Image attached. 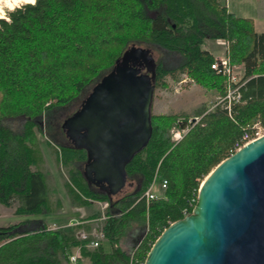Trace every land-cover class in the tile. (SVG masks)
Wrapping results in <instances>:
<instances>
[{
  "label": "trees",
  "instance_id": "trees-1",
  "mask_svg": "<svg viewBox=\"0 0 264 264\" xmlns=\"http://www.w3.org/2000/svg\"><path fill=\"white\" fill-rule=\"evenodd\" d=\"M7 14L12 23L0 19V201L17 200L16 213L30 217L0 226V264H71L76 248L78 261L86 257L90 264H144L161 232L192 211L211 170L254 124L264 125V32L222 0H37ZM207 38L227 40L230 64L245 68L242 97L231 113L222 104L198 110L199 120L175 143L170 129L181 115L152 111V136L126 166L135 187L115 196L88 184L87 152L62 128V117L74 112L66 110L132 44L166 50L157 60L156 88L185 73L201 87L225 92L226 76L202 48ZM42 141L69 174L70 182L63 180L71 204L88 208L82 219L100 217L92 202H108L102 226L108 250L102 242L89 245L91 234L77 238L78 225L52 229L41 217L62 205ZM155 174L168 184L162 197L147 202L143 194ZM84 225L91 231L94 222ZM132 226L147 229L133 252L122 244Z\"/></svg>",
  "mask_w": 264,
  "mask_h": 264
},
{
  "label": "water",
  "instance_id": "water-1",
  "mask_svg": "<svg viewBox=\"0 0 264 264\" xmlns=\"http://www.w3.org/2000/svg\"><path fill=\"white\" fill-rule=\"evenodd\" d=\"M156 68L150 48L130 45L62 122L87 152L88 184L111 195L126 186L127 164L152 136ZM144 264H264V134L211 170L192 211L161 232Z\"/></svg>",
  "mask_w": 264,
  "mask_h": 264
},
{
  "label": "rangeland",
  "instance_id": "rangeland-1",
  "mask_svg": "<svg viewBox=\"0 0 264 264\" xmlns=\"http://www.w3.org/2000/svg\"><path fill=\"white\" fill-rule=\"evenodd\" d=\"M218 41H219V44H217L214 40L207 38L206 39V45L207 46H216V49L218 50V51H216V53H220V51H221V55H217L216 57L222 56L223 53L228 55L227 52H228L229 42L227 40H223V39L218 40ZM151 51H152V54L155 57L156 61L159 60V58L160 59L164 58L166 55L165 54L166 50L164 48L159 47V46H155L154 48H152ZM168 63L172 64V62H170V61H167V64ZM173 63H175V62H173ZM170 64H168V65H170ZM234 67H236L235 70L239 73L238 77L239 76L241 77V81L246 80L245 79V68H244V66L240 65V66H234ZM167 82H168V86H166V87H164V86H159L157 88L155 87L154 98H153V103H152V111L153 112L155 111V113L158 111L167 112L166 114H170L172 112H177L178 114L181 115L178 119H181L182 121H185L184 115L189 116V118L186 120V121H189L190 118L193 117V114L197 113L198 110H200V109L211 110L210 108L213 107L215 102H217V100L220 97H223L226 94L227 88H228V78L227 77H226V81H225V88H226L225 92H219L218 90H215V89L210 90V89H206L204 87H201V86L197 85L185 73L180 75L179 80L176 81V80H172L170 78H167ZM94 83L89 85L86 93H84L82 95V97H80L76 102H74L70 106V108H68L66 110V114H69V113L75 111V109L80 105L83 98L91 90V87L93 86ZM187 83H191V84L189 86H185V84H187ZM195 116H197V115H195ZM65 118H66V116L62 117V122ZM177 123H178V120L170 129L171 140L173 142H174V140L172 139V130L174 129V127L180 126ZM55 146H56V144H55ZM42 150H43L44 159H45V168L47 170L49 169L51 176H52V178H51L52 181H54V183L57 185V183L60 184L62 181L64 183V180H66V178H67L68 181L70 182L69 174L67 173L64 165L56 163L55 156H54L52 149L49 146H47L44 141H42ZM82 166H84V164ZM63 178H64V180H63ZM130 182L131 181L128 180V183L126 184V186L115 196H121L122 194L132 190L135 187V182L133 181L132 185L129 184ZM57 189H58V187H57ZM162 192H163V190L161 191V196H163ZM158 198H160V197H158ZM62 202H64V201H62ZM92 203H94V206L96 208H99L101 210V215H100V217H98L97 219H94V220H86L85 221V219H83L84 220V221H82L83 223H85V222L87 223L89 221L94 222V225H93L91 231H88L86 228H82L79 230H85V231L89 232L90 234L92 232L93 234H91V235H93L95 237L93 230L95 229V231H100V229H102L103 223L105 221V217H104V211L105 210L103 207L104 202L94 201ZM70 207L72 208L71 204H70ZM70 207H69V211H71V212H69V215L71 217H74V216L79 217L80 212L77 210L74 211V209H70ZM87 209L88 208H85L86 214L88 211ZM85 215L81 216V218H84ZM54 218H58V216H56L54 214ZM58 225L65 227L64 226L65 224H62V225L58 224ZM58 225L54 224V225H51V227H55ZM52 229H54V228H52ZM75 230H77V228ZM146 230L147 229H144V230L139 229L138 230L135 226L130 227L127 231L126 236L123 237V239H122L123 246L125 248H127L128 250L132 251L134 249L135 245L138 243L139 239L146 232ZM76 232L77 231H75V235H76ZM102 240H105V238H103ZM78 251H79V248H76L73 253L78 255L77 254ZM79 263H80V261H79Z\"/></svg>",
  "mask_w": 264,
  "mask_h": 264
},
{
  "label": "crops",
  "instance_id": "crops-1",
  "mask_svg": "<svg viewBox=\"0 0 264 264\" xmlns=\"http://www.w3.org/2000/svg\"><path fill=\"white\" fill-rule=\"evenodd\" d=\"M222 1L226 4V6L228 7L230 11L236 13L237 15L252 18L254 21L255 30L258 33L264 32V0H222ZM214 41L217 44H219V41L217 39ZM202 48L211 52L214 55V57H216L217 55H221V51L220 53H216V51H218L216 49V46H207L206 40L204 41ZM156 113H167V112L158 111ZM172 113L178 114L177 112H172ZM195 115L196 113L193 114V116ZM57 187H58V194L61 197L62 201L64 202H62V205L60 206L59 210H57L55 213L44 214V215H41V217L46 220L48 228L54 224L55 225L56 224L57 225L66 224L64 228L68 231H71L72 229L76 227V225L73 226V225H67V224L69 222L84 221L81 218V216L86 214V210L84 206H78V205L71 204V201L69 200L70 197L67 191L68 189L63 183V181L60 184L57 183ZM70 204L72 205V208L70 207ZM17 205H18L17 200H15L12 205H5L0 201V226H8V225L16 224L30 217V216L26 217V215L17 214L16 213ZM69 207L70 209H74V211L76 210L79 211L80 212L79 217L77 216L71 217L69 215V212H71L69 211ZM54 214L58 216V218H54ZM85 223L82 222L80 224H77L78 225L76 227L77 230L85 228L84 227ZM101 242L104 244L105 248L108 250L109 249L108 242L106 240H101ZM80 263L90 264V261L86 257H81Z\"/></svg>",
  "mask_w": 264,
  "mask_h": 264
},
{
  "label": "built area",
  "instance_id": "built-area-1",
  "mask_svg": "<svg viewBox=\"0 0 264 264\" xmlns=\"http://www.w3.org/2000/svg\"><path fill=\"white\" fill-rule=\"evenodd\" d=\"M211 66L218 73L225 75L228 78V88H227L226 94L223 97H220L217 100V102H215L213 107L210 109H213L218 104H222L223 106H227L228 108H230V106L233 102H237L240 100V98L242 96L241 87L244 85L246 80L241 81V77L240 76L238 77L239 73L235 70L236 67H234L230 64V59H229L228 55H226L224 53L222 56L216 57L215 60L213 61V63L211 64ZM196 117H197V120H199L200 117L199 116H196ZM182 122L183 121L181 119H178L177 124L180 126L174 127V129L172 130V139L174 140L175 143L180 141L183 138V136L185 135V133L189 130L188 127H186V128L182 127ZM263 133H264V125L261 123L254 124L253 131H246L242 135L240 140H238L236 142L233 152L235 150L241 148L242 146H244L248 142L252 141L255 137L260 136ZM252 134H254V137H252ZM167 184H168V182H167L166 178L160 179L159 176L157 174H155L150 186L148 187V189L143 194L146 201L149 202L151 199L162 197L161 191L167 187ZM193 201L194 200H192V202ZM107 205H108V202H104L103 207L105 208ZM184 213L185 214L188 213L187 209L184 210ZM80 223L81 222H79V221H75V222H69L67 225H73L74 226V225H77ZM58 226H55V227L50 226L49 228H56ZM76 231H77L76 236L79 239H87L88 235L90 234L89 232H87L85 230H79L78 229ZM93 232L95 234V237L93 240L90 241L89 245L97 246L101 242V240L104 238V232L102 229H100V231H95V229H94ZM91 234H93V233L91 232ZM132 252H133V250H132ZM69 259H70V262L72 264H80L78 261V257L75 253H72L69 256Z\"/></svg>",
  "mask_w": 264,
  "mask_h": 264
},
{
  "label": "clouds",
  "instance_id": "clouds-1",
  "mask_svg": "<svg viewBox=\"0 0 264 264\" xmlns=\"http://www.w3.org/2000/svg\"><path fill=\"white\" fill-rule=\"evenodd\" d=\"M37 0H0V19L7 23H12L11 17L7 14L15 11L17 8H23L24 5H32L35 7Z\"/></svg>",
  "mask_w": 264,
  "mask_h": 264
},
{
  "label": "bare ground",
  "instance_id": "bare-ground-1",
  "mask_svg": "<svg viewBox=\"0 0 264 264\" xmlns=\"http://www.w3.org/2000/svg\"><path fill=\"white\" fill-rule=\"evenodd\" d=\"M157 62V61H156ZM242 97V96H241ZM240 100H241V98H240ZM238 102V101H237ZM233 104V103H232ZM232 104H231V106H232ZM221 105V104H220ZM231 106H230V108H228L227 106H223V107H225L228 111H229V113H231V111H232V109H231ZM184 122V121H183ZM183 122H182V124H183ZM192 124L191 123H188V125H187V127L188 128H190V126H191ZM264 134V133H263ZM263 134H261L260 136H262ZM260 136H257V137H255L254 139H256V138H258V137H260ZM253 139V140H254Z\"/></svg>",
  "mask_w": 264,
  "mask_h": 264
}]
</instances>
